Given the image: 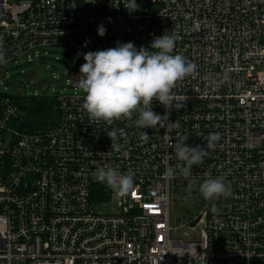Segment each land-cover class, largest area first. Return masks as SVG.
<instances>
[{"label":"built area","instance_id":"obj_1","mask_svg":"<svg viewBox=\"0 0 264 264\" xmlns=\"http://www.w3.org/2000/svg\"><path fill=\"white\" fill-rule=\"evenodd\" d=\"M135 2L129 11L123 0H0V69L39 63L52 47L75 58L62 75L69 95L0 92V264H264V0ZM166 32L179 37L173 54L197 65L174 89L182 107L152 102L166 126L137 128L136 115L91 121L76 84L83 54L149 48ZM46 78L44 90L56 81ZM32 98L52 105L41 119L24 108ZM216 132L191 176L165 174L178 163V136L206 148ZM100 167L132 171V190L118 196L98 180ZM208 174L224 176L230 195L205 200Z\"/></svg>","mask_w":264,"mask_h":264},{"label":"clouds","instance_id":"obj_2","mask_svg":"<svg viewBox=\"0 0 264 264\" xmlns=\"http://www.w3.org/2000/svg\"><path fill=\"white\" fill-rule=\"evenodd\" d=\"M123 3L129 11L138 7L135 0H123ZM105 32L103 26L98 27L99 36H104ZM178 38L175 32H166L154 38L149 48L142 46L137 50L134 43L127 42L106 50L84 53L85 63L79 69L76 84L84 93L82 110L87 112L89 119L112 125L118 120H132L136 115L138 118L134 124L137 128L165 127L168 115L162 116L153 111L152 102L158 101L165 109L182 107L174 89L197 71V65L188 58L179 53L173 54ZM6 62L0 43V64ZM107 134L113 145L117 140V130H110ZM188 137L178 136L173 145L178 163L165 170L167 176L174 177L177 171L185 178L191 176L193 166L203 163L221 139L220 133H209L205 137V148L188 146ZM140 139L147 142L149 135L144 132ZM96 176L118 196L128 194L134 186L135 174L132 171L121 173L112 167H100ZM225 179L224 176L213 178L208 174L199 185V193L207 201L230 195ZM212 211L218 209L213 207Z\"/></svg>","mask_w":264,"mask_h":264},{"label":"rangeland","instance_id":"obj_3","mask_svg":"<svg viewBox=\"0 0 264 264\" xmlns=\"http://www.w3.org/2000/svg\"><path fill=\"white\" fill-rule=\"evenodd\" d=\"M16 0H10L15 2ZM48 55L39 63L26 64L21 59L18 65L10 63L0 69V92L7 95L17 96L19 94L25 96L42 97L43 95H69L74 91L73 88L66 85L67 77H62L63 72L68 71L75 65L74 52L71 49L52 47L48 48ZM7 74L11 77L6 80ZM50 77L52 83L48 90L40 87V82ZM78 93L84 95L79 89ZM109 207H115L111 202ZM179 212L173 206L171 209L172 225L179 224ZM193 238V237H191Z\"/></svg>","mask_w":264,"mask_h":264},{"label":"trees","instance_id":"obj_4","mask_svg":"<svg viewBox=\"0 0 264 264\" xmlns=\"http://www.w3.org/2000/svg\"><path fill=\"white\" fill-rule=\"evenodd\" d=\"M51 107L52 105L49 104V101L45 98H32L28 102V105L24 106L31 118L36 120L47 115Z\"/></svg>","mask_w":264,"mask_h":264},{"label":"water","instance_id":"obj_5","mask_svg":"<svg viewBox=\"0 0 264 264\" xmlns=\"http://www.w3.org/2000/svg\"><path fill=\"white\" fill-rule=\"evenodd\" d=\"M47 82V78L40 83V87L43 88Z\"/></svg>","mask_w":264,"mask_h":264}]
</instances>
